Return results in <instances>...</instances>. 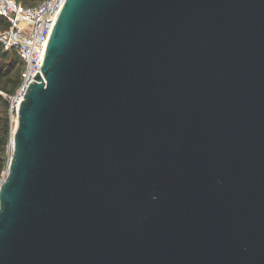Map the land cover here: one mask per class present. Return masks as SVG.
I'll use <instances>...</instances> for the list:
<instances>
[{
    "label": "water",
    "instance_id": "obj_1",
    "mask_svg": "<svg viewBox=\"0 0 264 264\" xmlns=\"http://www.w3.org/2000/svg\"><path fill=\"white\" fill-rule=\"evenodd\" d=\"M40 67L0 264H264V0H64Z\"/></svg>",
    "mask_w": 264,
    "mask_h": 264
},
{
    "label": "built area",
    "instance_id": "obj_2",
    "mask_svg": "<svg viewBox=\"0 0 264 264\" xmlns=\"http://www.w3.org/2000/svg\"><path fill=\"white\" fill-rule=\"evenodd\" d=\"M64 0H40L34 5H24L18 0H0V16L7 27L0 29V44L5 52L15 50L22 63L21 82L13 95H0L9 102L10 121L13 124L16 110L33 77L41 71L43 51ZM3 180L1 178L0 182Z\"/></svg>",
    "mask_w": 264,
    "mask_h": 264
},
{
    "label": "trees",
    "instance_id": "obj_3",
    "mask_svg": "<svg viewBox=\"0 0 264 264\" xmlns=\"http://www.w3.org/2000/svg\"><path fill=\"white\" fill-rule=\"evenodd\" d=\"M18 1L24 5H34L40 0ZM5 27H7V23L0 16V29ZM22 71L23 63L18 53L14 49L5 52L0 44V91L6 95H13L21 82ZM11 130L9 102L6 97L0 95V180L8 163L6 150L11 137Z\"/></svg>",
    "mask_w": 264,
    "mask_h": 264
},
{
    "label": "rangeland",
    "instance_id": "obj_4",
    "mask_svg": "<svg viewBox=\"0 0 264 264\" xmlns=\"http://www.w3.org/2000/svg\"><path fill=\"white\" fill-rule=\"evenodd\" d=\"M15 125H16V122H15V116H14V118H13V124H12V130H14ZM11 152H12V149H11L10 144H9L8 147H7V150H6V156H7L8 160L10 158ZM5 173H6V170L4 171L2 178H4Z\"/></svg>",
    "mask_w": 264,
    "mask_h": 264
}]
</instances>
